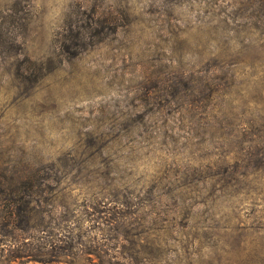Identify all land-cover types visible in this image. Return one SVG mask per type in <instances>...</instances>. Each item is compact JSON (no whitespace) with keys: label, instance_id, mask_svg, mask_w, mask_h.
Wrapping results in <instances>:
<instances>
[{"label":"rangeland","instance_id":"rangeland-1","mask_svg":"<svg viewBox=\"0 0 264 264\" xmlns=\"http://www.w3.org/2000/svg\"><path fill=\"white\" fill-rule=\"evenodd\" d=\"M72 223L119 264H264V0H0V264L115 263L17 256Z\"/></svg>","mask_w":264,"mask_h":264},{"label":"trees","instance_id":"trees-1","mask_svg":"<svg viewBox=\"0 0 264 264\" xmlns=\"http://www.w3.org/2000/svg\"><path fill=\"white\" fill-rule=\"evenodd\" d=\"M1 193H3L1 191ZM33 196V195H32ZM31 196V197H32ZM27 198H24L26 201ZM22 198L16 199L17 202H22ZM17 203H14V205ZM29 204L31 207V213H37L38 210L42 208V201L31 198L29 200ZM17 210H21V205L16 208ZM86 214L94 215L96 220L102 219L99 221V227L106 226L108 228H115L119 221L121 220V217H113L112 209H99L97 207L87 206V208L84 209ZM110 215V216H108ZM106 217V218H105ZM73 228L70 227V229L65 226H59L58 224H55V226L51 227L49 230V227L45 229L40 230V227L35 228L38 229V233H43L42 236H39L36 240L35 245L30 244L29 248L26 247H18L16 250L17 256L19 257H28L30 261H36L37 257L45 256L46 254H50L53 261L55 259H71L76 260L81 255H95L96 257H105L109 256V258L112 261H115L114 264H119L118 261H116L117 257L113 254H109V250L105 248V244L101 241L98 242L95 239H90L87 241V236L84 235L83 232L79 229L77 224L72 223ZM38 226V225H36ZM35 226V227H36ZM43 228V226H42ZM93 228H96L94 226ZM54 229L56 231H54ZM40 262H43L40 260ZM48 263V262H47Z\"/></svg>","mask_w":264,"mask_h":264}]
</instances>
